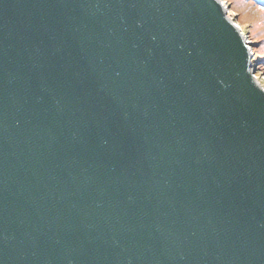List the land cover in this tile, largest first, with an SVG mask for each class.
Instances as JSON below:
<instances>
[{
    "label": "water",
    "instance_id": "water-1",
    "mask_svg": "<svg viewBox=\"0 0 264 264\" xmlns=\"http://www.w3.org/2000/svg\"><path fill=\"white\" fill-rule=\"evenodd\" d=\"M220 0H0V264H264V88Z\"/></svg>",
    "mask_w": 264,
    "mask_h": 264
},
{
    "label": "rangeland",
    "instance_id": "rangeland-1",
    "mask_svg": "<svg viewBox=\"0 0 264 264\" xmlns=\"http://www.w3.org/2000/svg\"><path fill=\"white\" fill-rule=\"evenodd\" d=\"M227 15L238 24L252 52L251 70L264 88V1L223 0Z\"/></svg>",
    "mask_w": 264,
    "mask_h": 264
},
{
    "label": "bare ground",
    "instance_id": "bare-ground-1",
    "mask_svg": "<svg viewBox=\"0 0 264 264\" xmlns=\"http://www.w3.org/2000/svg\"><path fill=\"white\" fill-rule=\"evenodd\" d=\"M264 1V0H263ZM220 2L222 3V5L224 6L225 5V3L223 2V0H220ZM227 12V11H226ZM228 16V15H227ZM229 17V16H228ZM229 19H231V20H233L232 18H230L229 17ZM235 22V21H234ZM236 25H237V27H239L238 26V24L237 23H235ZM240 29V28H239ZM244 36V35H243ZM244 39H245V37H244ZM245 41H246V39H245ZM248 46H249V44H248ZM250 53H251V55H252V52H251V49H250ZM252 62H253V56L251 57V64H252ZM252 71V70H251ZM252 74H253V77H254V79L258 82V78H257V76H255L254 75V73H253V71H252Z\"/></svg>",
    "mask_w": 264,
    "mask_h": 264
}]
</instances>
